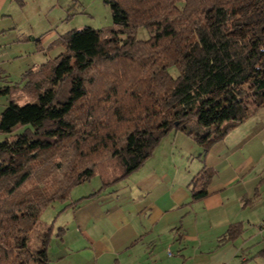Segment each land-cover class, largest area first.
Returning a JSON list of instances; mask_svg holds the SVG:
<instances>
[{"label": "trees", "instance_id": "16d2710c", "mask_svg": "<svg viewBox=\"0 0 264 264\" xmlns=\"http://www.w3.org/2000/svg\"><path fill=\"white\" fill-rule=\"evenodd\" d=\"M105 2L114 27L69 30L52 62L0 87V264L49 263L53 225L38 217L73 187L124 179L171 130L206 152L264 105V0ZM213 173L193 177L191 199Z\"/></svg>", "mask_w": 264, "mask_h": 264}, {"label": "crops", "instance_id": "0c3cea01", "mask_svg": "<svg viewBox=\"0 0 264 264\" xmlns=\"http://www.w3.org/2000/svg\"><path fill=\"white\" fill-rule=\"evenodd\" d=\"M24 4L25 0H0V63L21 55V41L50 37L18 35L20 24L13 10ZM61 35L48 45L59 53L56 41ZM48 62L18 63L16 81L0 66V87L6 80L21 86L26 74ZM260 108L264 107L206 152L184 132L169 131L124 179L90 195L99 187V182L93 183L85 194L58 202L48 264H264V112L260 113L264 109ZM203 167L214 173L206 194L193 200L192 179ZM231 225H239V233L224 238Z\"/></svg>", "mask_w": 264, "mask_h": 264}, {"label": "rangeland", "instance_id": "374dc122", "mask_svg": "<svg viewBox=\"0 0 264 264\" xmlns=\"http://www.w3.org/2000/svg\"><path fill=\"white\" fill-rule=\"evenodd\" d=\"M13 11H15L17 21L20 24L19 36L30 34L36 38L43 39L46 34L47 36L50 35V37L42 42L30 41L28 39L21 41V55L10 57L9 60L0 63V66L7 69L6 71L9 73V78L12 81L19 80L20 70L17 69L18 63L32 65L47 60L52 62L59 53V49L53 47V45L52 47L48 45L51 40L60 34L63 35L71 29H79L85 26L101 30L114 27L110 7L105 0H25L24 5L17 6ZM148 36L149 33L144 27L137 28L135 32L136 38L145 39ZM40 45L42 46L40 47ZM73 60V57L70 58L69 63L71 64ZM168 71L172 76H176L178 73L177 67L174 65L168 67ZM9 99L7 92L0 93V114L9 102ZM19 102L21 103L22 100ZM260 111V113L264 112V110ZM249 117L255 116L249 115ZM7 137L11 138V134L0 131V141ZM97 182L99 180L97 176H94L73 187L70 191L69 199H74L81 194H85L84 192H87V188ZM57 203L55 202L44 208L40 212L38 220L47 224L51 223L56 213L54 205L56 206ZM53 227L55 230L56 225L54 224ZM36 263L34 262V264Z\"/></svg>", "mask_w": 264, "mask_h": 264}, {"label": "built area", "instance_id": "2783aa9c", "mask_svg": "<svg viewBox=\"0 0 264 264\" xmlns=\"http://www.w3.org/2000/svg\"><path fill=\"white\" fill-rule=\"evenodd\" d=\"M261 227H264V220L261 221Z\"/></svg>", "mask_w": 264, "mask_h": 264}]
</instances>
